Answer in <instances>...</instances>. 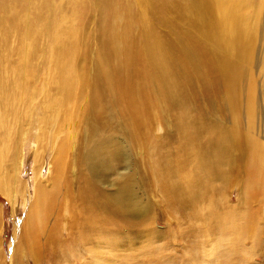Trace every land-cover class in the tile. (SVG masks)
<instances>
[{"label": "bare ground", "instance_id": "6f19581e", "mask_svg": "<svg viewBox=\"0 0 264 264\" xmlns=\"http://www.w3.org/2000/svg\"><path fill=\"white\" fill-rule=\"evenodd\" d=\"M88 2L99 16L94 65L89 50L82 49ZM263 7L264 0H78L71 3L75 18L69 22L53 0H0V189L9 191L16 173L15 167L5 169L10 152L16 155L31 138L37 145L33 156L40 160L46 145L55 144L50 184L35 170L36 197L24 226L30 232L26 250L21 252L20 237L11 264H25V255L38 260V237L54 210L59 217L47 241L56 252L63 242L58 221L67 219L69 234L77 230L71 245H81L95 232L108 243L110 229L118 234L120 223L132 225L120 205L131 215L149 212L144 197L137 196L138 184L118 189V204L96 185L104 180L103 171L116 170L121 160V155L106 154L104 143L94 145L98 132L114 135L127 127V137L152 141L158 155L148 166L154 187L179 224L186 210L193 217L203 214L205 199L216 209L215 195L232 183L243 180L248 200L264 198V154L243 134L240 120L246 98L247 112L253 114V81L247 92L244 73ZM158 25L168 28L167 38L160 37ZM88 69L93 75L86 74ZM86 98L88 125L74 155L70 129L79 128L82 112L77 109ZM169 122L176 125V152H163L164 144L153 136V128ZM231 209L214 213L219 229L233 228L237 248L247 236L259 243L253 210Z\"/></svg>", "mask_w": 264, "mask_h": 264}, {"label": "rangeland", "instance_id": "374dc122", "mask_svg": "<svg viewBox=\"0 0 264 264\" xmlns=\"http://www.w3.org/2000/svg\"><path fill=\"white\" fill-rule=\"evenodd\" d=\"M53 1L63 8L69 22L75 18L72 13L71 3L78 0ZM86 5L88 7L85 8L82 19L85 27L82 49L89 50L90 61L93 64L97 58L98 46H100L95 35L99 16L93 7L94 5L89 2ZM155 19L157 18H154V21H157ZM256 23L257 30L253 38L254 44L249 57L250 60L248 59L249 63L245 65L246 71L244 73L248 77L244 85L247 92L250 89L249 83L253 81V91H255L251 108L253 114L250 117L247 112L248 98H246L242 103L240 120L243 134L256 140L258 148L260 147L264 154V11ZM167 29L162 25L157 26L160 37L167 38ZM132 34L133 37H136L138 32L134 30ZM88 44L90 46L85 48ZM91 70L92 72L94 71L93 68ZM92 72L89 69L86 70L87 75H93ZM250 78L252 80L248 82ZM77 103L76 105L78 106L81 101ZM88 104L89 99L86 98L79 105L77 111L82 112L80 126L79 128L70 129L75 134V136L71 135V141L75 148L73 150L74 153L72 152L74 155L78 154L77 140L85 133V126L88 125L85 113L90 109ZM155 115L156 112L154 111L151 118H155ZM161 124L160 127L156 126L153 128V136L162 145L164 144L163 152L167 149L170 152H172L171 150L176 152L178 149V136H176L177 131L175 132L174 129L176 125L173 122H169L163 127ZM126 130L121 129L114 135L108 131L97 133L94 145L101 144L103 146L104 143L103 147L106 154L111 155V158L121 155V160L118 162L117 159L116 170L103 171L102 177H104V180H101V183L97 184L91 175H89V178L93 179L92 181L102 188L107 195H111L110 197L114 204H118L122 198L121 194L117 193L118 189L131 185V183L133 185L134 183L135 185L138 184L139 188L138 190L136 189L138 192L137 196L144 197V208L148 207L149 212L143 214L144 209H142L141 215H131L126 213V206L120 205L122 213L124 212L125 214L123 217L132 222V225L120 223L118 234H116V229H110L111 232L105 235L108 243L95 232L88 235L87 241L81 245H71L77 230L69 234L70 229L67 226V219L58 221L62 227L60 235L62 238L60 239L64 244L62 242L56 252L53 251L51 244H49L50 242L47 241L50 228L59 217L56 216L57 212L54 210L46 223L44 232L38 237L39 247L36 251L38 260L35 261L25 255L23 259L25 264H264V198H262L261 194L248 200L244 193L243 180L232 183L227 185L222 193L215 195L218 202L216 205L218 206L213 207L216 209H210L207 199H205L201 203L202 209L200 208L199 210L206 209L202 211L203 214L200 212L199 216L193 217L186 210L182 223L179 224L175 219L176 216H171L170 212L167 211V201L162 197L163 195L154 187L153 176L148 166H151L150 163L157 159L158 155L156 154L157 151L154 152L153 148L150 147L152 141L145 137V141L141 142L140 138H137L141 135L127 137L128 130ZM14 133L16 132L14 131ZM58 136L57 143L62 138L61 135ZM18 138L16 139L18 140ZM108 143L111 144L110 147L107 146ZM54 145H46V149L42 150V156L38 160L33 156V150L37 148V145L29 138L24 141L23 146L19 148L16 155L10 152L8 154L9 161L5 159V169L8 167L11 170L15 167L16 173L12 179L10 177V190L0 189V264H11L12 251L20 237H22V240L24 239L21 252L26 250L25 240L28 239L30 232L25 230L24 226L27 213L33 206L32 204L36 197L35 170L39 169V177L45 183L50 177L51 170L53 171L54 169L52 163ZM93 151L97 153L96 148ZM174 152L173 154L175 155ZM73 154L70 156H73ZM10 158H16L19 161L11 162ZM245 159L247 160V156H245ZM66 164H69V161ZM93 165L91 162L88 167L89 171L93 168ZM242 176L244 178L245 173ZM46 183L47 185L50 184L49 182ZM11 190L12 192L10 193ZM232 207L242 212L247 209L253 210L252 213L256 215L255 219L258 222L259 243L252 236H247L242 241V249L237 248V245L232 240L233 236H231L233 228L227 224L225 229H219L214 213L223 211L228 213L232 210ZM206 214H209L211 218L209 219ZM204 216L208 218H205L206 222L202 219ZM132 227L134 230H132ZM21 264L23 263L21 262Z\"/></svg>", "mask_w": 264, "mask_h": 264}]
</instances>
